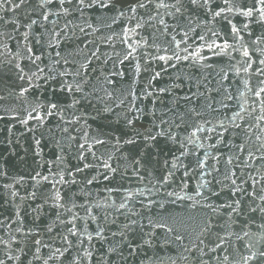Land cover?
Instances as JSON below:
<instances>
[{"label":"snow or ice","instance_id":"snow-or-ice-1","mask_svg":"<svg viewBox=\"0 0 264 264\" xmlns=\"http://www.w3.org/2000/svg\"><path fill=\"white\" fill-rule=\"evenodd\" d=\"M0 264H264V0H0Z\"/></svg>","mask_w":264,"mask_h":264}]
</instances>
